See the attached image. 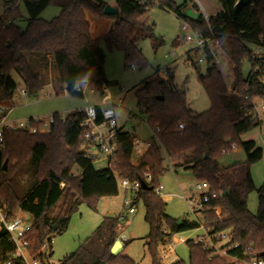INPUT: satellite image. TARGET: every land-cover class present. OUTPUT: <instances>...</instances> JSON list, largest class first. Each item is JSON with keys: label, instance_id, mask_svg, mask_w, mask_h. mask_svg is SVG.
<instances>
[{"label": "trees", "instance_id": "trees-1", "mask_svg": "<svg viewBox=\"0 0 264 264\" xmlns=\"http://www.w3.org/2000/svg\"><path fill=\"white\" fill-rule=\"evenodd\" d=\"M191 1V0H189ZM220 6L214 18L202 15L190 19L184 14L187 0H115L118 16L112 27L97 38L89 34L87 15L103 16L107 3L104 0H8L4 2L0 17V106L9 107L16 84L20 79L22 90L35 96L44 86L37 72L39 66L53 61L58 81L64 92L73 98H82L77 87L82 84L97 90L110 83L105 79V54L121 51L127 64L143 65L145 60L135 45L138 39L152 38V29L145 15L148 8L170 12L193 32L213 37L233 66L232 87L236 94L227 93L226 84L218 67L208 65L198 80L208 97L210 108L202 114L187 109L184 93L171 84L172 74L166 78L155 77L136 90V107L145 115L152 129L150 149L139 157L132 152L135 139L130 133L118 132L117 146L110 168L96 170L84 158V131L80 127L84 116L73 111L64 121L53 114L54 122L48 132L30 134L27 131L5 132L0 147V207L7 219L14 217L17 209L31 220L27 234L29 252L36 255L46 238L64 232L71 213L80 204L95 209L100 198L118 195L116 180L143 182L149 174L148 190L142 188L133 197V204L144 209L148 225L145 237L151 264H161L157 257L160 245L176 234L198 228L199 219L212 224L215 232L229 231L231 242L241 249L252 245L254 250H264V184L257 190V211L247 209L249 194L255 190L250 167L264 159V148L240 137L262 123H254L247 112L254 100L264 101V84L259 75L264 63L249 60L251 49L264 33V0H244L234 8L237 0H217ZM18 3L27 14V25L20 29L15 22L20 19ZM56 7L59 15L50 21L39 18L47 7ZM248 60L250 71L243 77L241 65ZM258 67L260 71H254ZM198 72V68L194 67ZM158 74V73H157ZM156 74V76H157ZM162 98V100H159ZM178 124L181 131H172ZM158 127L159 132H155ZM234 144L241 149L245 160L226 167H219L217 159L223 148ZM177 159L178 168L190 170L197 182H206L209 194H215L195 221L170 218L165 204L155 195L158 179L167 172V159ZM4 162H7L5 171ZM76 172V174L74 173ZM24 177L27 179L24 181ZM63 185V189L60 188ZM226 193L222 196V193ZM220 195V196H219ZM63 199V207L55 217L49 210ZM220 209V218L210 210ZM113 220L106 219L78 249L64 257L60 264H135L120 254L113 256L110 249L117 239ZM50 241V240H49ZM188 264H225L208 250L195 246L190 240ZM14 252V245L0 225V261L6 262ZM51 255V254H50ZM39 264H49L44 254L36 255ZM172 264H184L181 260Z\"/></svg>", "mask_w": 264, "mask_h": 264}, {"label": "rangeland", "instance_id": "rangeland-1", "mask_svg": "<svg viewBox=\"0 0 264 264\" xmlns=\"http://www.w3.org/2000/svg\"><path fill=\"white\" fill-rule=\"evenodd\" d=\"M0 0V17L3 13L4 2ZM107 5H111L115 0H104ZM177 4H182V0H177ZM220 10L217 0H187L184 14L190 19H196L199 15L203 18H214ZM60 10L56 7H47L39 16L44 21H50L59 15ZM18 13L20 19L15 22L20 29H25L27 25V14L24 6L18 3ZM146 20L152 29V38H142L135 41V45L140 50L145 63L127 64L121 51H108L103 44L101 48L105 54L104 75L110 83L109 86L101 90L95 89L88 84H82V98H73L64 92V87L58 81V75L53 61H49L47 66H39L37 72L44 83L42 89L35 96L20 95L22 84L17 75L13 74L12 79L16 84L15 96L12 99L13 106L10 105L8 121H21L28 118H45L46 120L53 114L71 113L86 106H104L109 101L117 100L114 107L115 117L118 127L130 133L137 140L145 142L153 137L152 129L147 125L145 115L138 112L136 107V90L140 89L146 81L153 80L155 77L165 78L163 71L165 68L172 74L171 84L180 92L184 93L187 109L193 114H202L210 108V102L206 96L199 80L198 73L203 74L204 66L190 65L187 57L195 60L199 57L198 53L192 49L194 44L185 42L182 36L193 35L190 29L186 33L181 32V23L173 14L151 6L145 15ZM89 22V34L92 38H97L105 33V26L109 18L87 15ZM133 66V69H131ZM218 70L222 74L226 84V91L229 84L233 83V76L228 75L229 68L227 61L223 58L220 61ZM250 71L248 60H243L241 73L245 77ZM254 71H260L258 67ZM158 73V74H157ZM157 74V76H156ZM259 81L264 84V70L260 72ZM47 95V96H46ZM256 105L259 100H254ZM179 125V124H178ZM178 125L172 131H178ZM241 141H252L257 147L264 148L261 140H264V123L252 129L240 137ZM136 157V156H135ZM245 160V155L241 149L228 154H220L217 159L219 167L230 166L241 163ZM176 162V159H167L165 166L167 172L159 177L158 183L164 189L162 201L165 204L166 214L175 220L182 219L192 221V215L186 199L190 195L192 186L197 182L190 170L178 168L173 170L169 165ZM7 162H4L6 168ZM96 170L105 168L104 163L94 164ZM169 166V167H168ZM76 174V172H74ZM250 173L255 190L252 191L247 199V209L251 214L257 211V190L264 184V159L254 163L250 167ZM25 180L26 177L23 178ZM129 194L118 188V195L110 198H100L96 203L95 209H91L85 203L80 204L71 213L69 223L64 232L52 233L46 238V242L51 240L49 248L44 251V256L49 264H60V261L74 253L78 247L106 220L108 214L113 213V230L117 238L124 240L125 249L123 256L130 258L135 264H151V258L146 247L145 237L148 234V225L144 221V209L139 204L132 213H127L123 205L124 199ZM63 207V199L49 210L48 216H57ZM17 212V211H16ZM15 212V213H16ZM31 222L30 217H26ZM199 232L196 230L176 234L170 245H160L157 249V257L163 264H172L181 260L188 264V247L186 240L194 239ZM166 245V246H165ZM173 250L168 253L167 249ZM51 254V255H50Z\"/></svg>", "mask_w": 264, "mask_h": 264}, {"label": "built area", "instance_id": "built-area-1", "mask_svg": "<svg viewBox=\"0 0 264 264\" xmlns=\"http://www.w3.org/2000/svg\"><path fill=\"white\" fill-rule=\"evenodd\" d=\"M207 22L208 19L205 18ZM181 32L186 33L190 28L186 24L181 25ZM193 35H183L182 39L185 42L193 43V51L198 53L194 61L187 57V61L192 66H208L212 65L218 67L221 59L227 61L229 68L228 75L233 76V66L228 61L227 57L222 52L219 43L213 37H207L198 32H192ZM249 60L252 62L264 63V33L258 39L257 44L251 49ZM133 69V66H131ZM163 75L166 78L168 76V69L165 68ZM228 90L232 94H236V89L231 84L228 86ZM77 92L82 93L81 86L77 87ZM66 93V92H65ZM21 96H25L24 90L20 92ZM47 96V95H46ZM16 98L15 93L12 95V99ZM121 97L117 100L109 101L104 106H86L82 109L76 110L82 113L84 118L81 121L80 127L83 129L84 138V158L91 164L104 163L105 168H110L112 163V157L117 146V136L119 127L117 125L114 107L116 102L120 103ZM10 109L0 106V147L2 143V135L5 132H17L27 131L30 134H39L48 132L50 126L54 122L53 115H50L48 119L45 118H28L21 121H8L7 116ZM247 115L251 117L254 123H264V101H260L259 105L252 102L251 109L247 112ZM67 113L59 114L61 121H64ZM183 129V125H178V131ZM155 132H159L158 127H155ZM151 147V141H139L136 138L132 143L133 155L139 157L146 153ZM237 151V147L231 144L228 148H223L220 154H228ZM179 162L169 165V168L174 167ZM117 187L122 189L124 192L129 194V197L124 199L123 205L127 210V213H132L135 209L133 204V197L141 189V182L129 181V180H116ZM143 183L148 187L151 183V177L149 174L144 175ZM60 188L63 189V185L60 184ZM164 189L161 185H158L154 193L156 196L162 199V193ZM220 196V195H219ZM215 194H209V187L206 182H196L192 186L190 195L187 197V205L195 217V221L201 217L202 212L207 209V205L212 199H215ZM212 210L218 218H220V209L213 208ZM26 214L22 213L20 209H17L14 217L10 220L7 219L4 213V207H0V225L8 234L10 241L14 245V252L11 258L6 262L0 264H39L36 260V255L43 254L46 249L51 245V240L44 242L40 247L36 255H31L29 252L30 243L27 239V234L31 228V222L26 218ZM198 228L196 231L199 232L194 239H189L195 246H200L204 250H208L213 256L223 259L225 264H264V250L256 251L253 246L250 245L247 248L241 249L238 244L232 243L229 235V231L215 232L212 228V224H206L199 219ZM123 246L124 240L117 238ZM175 241L171 239L166 245H170L171 242ZM187 241V240H186ZM185 241V242H186ZM170 250V246L168 247Z\"/></svg>", "mask_w": 264, "mask_h": 264}, {"label": "water", "instance_id": "water-1", "mask_svg": "<svg viewBox=\"0 0 264 264\" xmlns=\"http://www.w3.org/2000/svg\"><path fill=\"white\" fill-rule=\"evenodd\" d=\"M244 0H237V2L235 3L234 5V8H237ZM103 16L104 17H108V18H112V17H117L118 16V11L117 9L115 8H112L110 7L109 5L105 6L104 10H103ZM159 100H162V98H160ZM3 171H5V167L3 169ZM141 188L143 190H148L149 188L143 183L141 182ZM226 193H222V196H225ZM110 219H113V217H109ZM55 230V227H53V232ZM123 250V246L121 245L120 241L119 240H115L111 249H110V253L113 255V256H116L118 254H120Z\"/></svg>", "mask_w": 264, "mask_h": 264}, {"label": "crops", "instance_id": "crops-1", "mask_svg": "<svg viewBox=\"0 0 264 264\" xmlns=\"http://www.w3.org/2000/svg\"><path fill=\"white\" fill-rule=\"evenodd\" d=\"M110 7H112V8H115V5H114V3L113 4H111V5H109ZM116 9V8H115ZM101 17H104V16H99V18H101ZM108 18V17H107ZM113 18V17H112ZM113 22H114V20L113 19H111V18H109V21H107V24H106V26H105V33L112 27V24H113ZM102 35V34H101ZM100 36V35H99ZM22 97H24V96H22ZM11 105L13 106V102L11 103ZM8 108V107H7ZM8 109H10V108H8ZM10 113V112H9ZM120 129V128H119ZM261 144H264V140H261ZM237 150H238V148H237ZM135 207H137V206H135ZM113 217V219L115 218V215L113 214V213H109L108 214V219H110L109 217ZM26 217H29L28 215L26 216ZM31 219V218H30ZM31 221V223H32V220H30ZM166 246V245H165ZM49 251H50V247H49ZM167 251H168V253H171L173 250L172 249H167ZM161 264H163L162 262H161Z\"/></svg>", "mask_w": 264, "mask_h": 264}]
</instances>
